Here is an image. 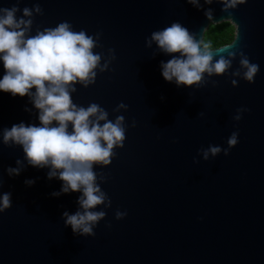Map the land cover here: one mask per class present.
Wrapping results in <instances>:
<instances>
[{
	"label": "water",
	"instance_id": "95a60500",
	"mask_svg": "<svg viewBox=\"0 0 264 264\" xmlns=\"http://www.w3.org/2000/svg\"><path fill=\"white\" fill-rule=\"evenodd\" d=\"M226 3L0 0V8L15 5L17 17L31 10L23 17L29 35L68 22L93 38L95 76L75 83L71 98L97 104L108 120L122 116L124 127L110 163L93 164L105 199L91 234L64 223L62 213L80 208V192L53 196L61 181L30 166L19 145L0 142V193L11 201L0 212V264H264V0ZM224 21L235 26L234 39L207 48L212 62H230L224 72H205L189 86L163 79L160 62L177 54L161 51L153 31L180 23L203 49L210 24ZM242 59L258 65L251 83ZM37 112L27 96L0 91V137L14 123H39ZM10 166L19 174L9 175Z\"/></svg>",
	"mask_w": 264,
	"mask_h": 264
},
{
	"label": "clouds",
	"instance_id": "9594fccd",
	"mask_svg": "<svg viewBox=\"0 0 264 264\" xmlns=\"http://www.w3.org/2000/svg\"><path fill=\"white\" fill-rule=\"evenodd\" d=\"M187 2L196 4V0ZM237 3H243V0H227L225 7H235ZM34 9L40 11L38 5ZM16 11L15 5L0 8V65L3 67L0 91L13 97L27 96L38 110L39 123H14L3 129L0 142L19 145L30 166L47 167L46 177L61 181L60 189L54 191L53 196L80 192L77 197L80 208L72 214L62 213L64 223L74 233L91 234L92 227L104 215L102 211L94 210L95 206L105 199L95 183L93 164L110 163L113 147L122 145L123 117L108 120L107 112L97 104L77 106L71 98L75 83L86 85L95 76L94 69L100 57L92 51L94 41L91 36L83 30L73 31L68 22L29 35L31 20L23 17H30L31 10L24 7L21 17L15 15ZM206 15L210 16V11ZM150 40L155 41L164 53L177 54L160 62L163 79L177 86L193 85L201 81L205 72L222 73L230 63L223 57L212 62L208 46L205 44L202 49L188 29L177 22L153 31ZM240 63L246 68L244 79L251 83L258 65L247 59ZM118 106L125 107L123 103ZM100 121L104 122L101 124ZM236 143L237 133L233 132L228 145L231 147ZM209 151L216 154L220 149L210 147ZM227 151L225 149V154ZM204 155L207 157L208 152ZM6 171L9 175H18L20 169L10 166ZM25 183L31 185L34 180L27 179ZM10 203V193H0V212L10 207ZM116 215L120 218L125 213L117 212Z\"/></svg>",
	"mask_w": 264,
	"mask_h": 264
},
{
	"label": "trees",
	"instance_id": "16d2710c",
	"mask_svg": "<svg viewBox=\"0 0 264 264\" xmlns=\"http://www.w3.org/2000/svg\"><path fill=\"white\" fill-rule=\"evenodd\" d=\"M235 30V26L230 21L211 23L205 32L203 44H206L209 49L227 44L234 39Z\"/></svg>",
	"mask_w": 264,
	"mask_h": 264
}]
</instances>
